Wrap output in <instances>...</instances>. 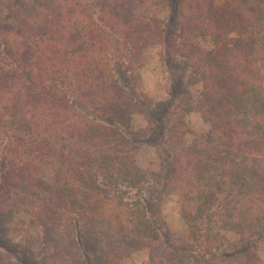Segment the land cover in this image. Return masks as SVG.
Listing matches in <instances>:
<instances>
[{"label": "trees", "instance_id": "obj_1", "mask_svg": "<svg viewBox=\"0 0 264 264\" xmlns=\"http://www.w3.org/2000/svg\"><path fill=\"white\" fill-rule=\"evenodd\" d=\"M164 1L172 18L160 17ZM158 44L165 61L188 60L200 76L197 102L211 129L187 144L194 133L177 106L157 143L156 173L138 164L120 125L137 98L148 104L136 90ZM78 100L96 115L80 112ZM170 193L180 197L191 247L157 225ZM20 209L45 228L50 258L68 249L65 223L75 225L73 242L88 252L67 251L65 264H128L135 243L149 247L151 264H213L227 251L230 264H264L255 242L264 234V0H0V223ZM222 231L238 235L228 248Z\"/></svg>", "mask_w": 264, "mask_h": 264}, {"label": "rangeland", "instance_id": "obj_2", "mask_svg": "<svg viewBox=\"0 0 264 264\" xmlns=\"http://www.w3.org/2000/svg\"><path fill=\"white\" fill-rule=\"evenodd\" d=\"M155 2H157V0H154V3ZM167 4L168 3L164 1V3L162 2V5H160L162 6L161 18L171 17V10ZM202 45L209 48L212 46V43L209 39H205L202 41ZM117 47L118 45L114 42L111 48L113 54H118L119 51H117ZM163 51L162 45L158 44L154 46L147 52L142 62V67L140 68L142 74L141 86L138 85L136 91L141 97L142 94L145 96L143 99L146 100L148 104H143L142 101L139 103L140 98H137V102L134 101L133 103H137L138 105L134 108V113L132 117H130L131 119L128 120V124L120 125L122 131L137 146L138 164L142 168H149L150 171L156 173L161 171V159L158 153L157 143H161L166 139L163 129L166 123L165 119L174 115L173 112L177 111V106H183V109L187 110L185 113L186 123L194 133L187 134L185 139L187 144H192L194 142V135L201 136L211 129L210 120L197 102L199 93L202 90L200 76L191 75L192 67L188 60H183L179 57L172 63H170L168 59L165 61ZM116 68V74L119 76L121 84L129 86L127 83L128 74L123 72V69ZM174 72L177 73L176 76ZM181 77L184 79L181 81V84H179L178 80ZM125 88L130 92L129 87ZM171 89H174L175 92L186 89L185 91L187 93L184 95H177L176 93L171 95L169 93ZM76 104L80 112L89 114L90 117L96 115V112L88 108L83 102L78 100ZM174 104L177 105L174 106ZM168 112H170V114ZM154 118L161 122L162 129H160V126L155 127L152 121ZM144 189H146V187H144ZM138 194L140 196V193H137V189L135 188L130 190L129 196L131 199H136ZM148 195L149 193L144 190L143 196L148 197ZM18 211L19 212H16L14 216H12L13 214L8 215L9 217L6 216L7 218L5 219L8 220L7 222L0 223V264H65L64 260H67L68 256L71 257L72 255L74 256L73 258L77 259L80 257L79 255H81L83 258V253L88 252L85 247H80L79 244H75L77 239L81 240V238L79 239V235H77L75 225H67V223H65L64 227L61 229L60 242H66L68 244V249L64 250L65 248H63L60 252L56 253L55 258H50V253L53 252L54 249L46 243L45 228L33 220V217L27 209H20ZM157 211V225L161 227L166 226L171 234V243H176L186 248L194 245L193 238L182 212L180 197L177 193L166 194L160 198ZM99 227L100 226L97 225L95 229L99 231ZM203 228L204 231L201 240L204 238V240L210 241V237L213 235H211L212 231H208L206 225H203ZM81 229H83V227ZM221 237L222 239L220 238L218 242L224 244L223 248H228L231 246L232 242L238 238V235L233 232L222 231ZM74 240L75 242H73ZM255 242L257 244L258 255L264 263V234L257 236ZM163 243V247L169 250L166 241ZM67 251H69L71 255L67 254ZM128 251V264H151L149 247L135 243V245L129 247ZM199 251L201 253H208L205 252L204 247ZM159 253H162L160 249L158 251V254ZM230 254V251L222 255L218 254L217 257L212 258L213 264H230L232 260ZM90 255H96L93 249H91ZM94 261L95 260H93V262ZM160 261L161 260H158L156 263Z\"/></svg>", "mask_w": 264, "mask_h": 264}]
</instances>
